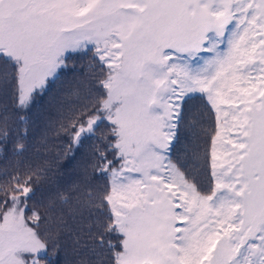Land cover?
<instances>
[{"label":"snow or ice","instance_id":"obj_1","mask_svg":"<svg viewBox=\"0 0 264 264\" xmlns=\"http://www.w3.org/2000/svg\"><path fill=\"white\" fill-rule=\"evenodd\" d=\"M61 238L72 264H264V0H0V264Z\"/></svg>","mask_w":264,"mask_h":264},{"label":"trees","instance_id":"obj_2","mask_svg":"<svg viewBox=\"0 0 264 264\" xmlns=\"http://www.w3.org/2000/svg\"><path fill=\"white\" fill-rule=\"evenodd\" d=\"M77 68L79 71H87V60L82 61H76ZM71 68V65H70ZM79 76L76 73H72L71 71L67 72L61 80L55 85V87L50 91L46 96H44L42 99H40L37 103V107L33 109L34 113L42 114L43 116L52 115L55 113V106L59 102L60 99H63L66 97V94L73 90L76 87V83L79 80ZM43 123V122H41ZM197 132H199V129H197ZM43 134V127L41 129L37 130L35 133L36 140L35 144L39 148V151H33L30 153V156L33 158L39 156L41 158H47L48 160H53L54 157L57 155L58 150L63 147V142L66 141V137H55L54 135H49L48 141H47V147L44 146V142L40 139L41 135ZM202 142V136L199 140L193 139V146H195L196 143ZM88 146L86 145V148ZM85 150H82V153ZM79 160V158H78ZM67 163L66 159L59 161V166L62 168L64 164ZM75 168V163L73 165ZM69 172L72 175H78V171L73 172L71 169ZM62 239V245L66 248L65 252H60L58 258L54 257V259L57 260V264H65V261H67V264H72V261L75 259L72 247H71V241Z\"/></svg>","mask_w":264,"mask_h":264}]
</instances>
